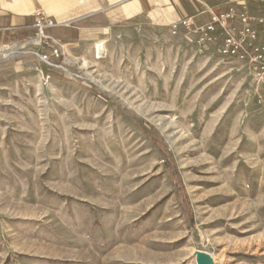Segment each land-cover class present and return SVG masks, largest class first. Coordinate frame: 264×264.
Wrapping results in <instances>:
<instances>
[{"label":"rangeland","instance_id":"1","mask_svg":"<svg viewBox=\"0 0 264 264\" xmlns=\"http://www.w3.org/2000/svg\"><path fill=\"white\" fill-rule=\"evenodd\" d=\"M199 7L0 0V264H264L263 87Z\"/></svg>","mask_w":264,"mask_h":264},{"label":"built area","instance_id":"2","mask_svg":"<svg viewBox=\"0 0 264 264\" xmlns=\"http://www.w3.org/2000/svg\"><path fill=\"white\" fill-rule=\"evenodd\" d=\"M207 16L206 19H200L198 15L183 17L172 23L171 31L195 33L200 44L215 45L223 58L245 62L254 79L263 87L260 99L264 101V0H244L211 8ZM34 26L41 34V44L49 49V54L38 55L49 63L63 50L60 42L44 36L45 30L55 23L38 14Z\"/></svg>","mask_w":264,"mask_h":264},{"label":"crops","instance_id":"3","mask_svg":"<svg viewBox=\"0 0 264 264\" xmlns=\"http://www.w3.org/2000/svg\"><path fill=\"white\" fill-rule=\"evenodd\" d=\"M244 0H204L206 6H208L210 9L211 8H217L219 6L221 7H225L227 4H230V3H238V2H243ZM203 7H199L198 9H196L195 11L191 12V14H187V15H184L182 16L183 17H186V16H191V15H198V17L200 19H206L208 16V13L205 14H200V12H204V10H202ZM205 9H208V8H205ZM4 17L3 19H9L8 16H2ZM22 19V18H21ZM181 19V18H179ZM178 19V20H179ZM23 20H19L18 17L15 18L14 21H9L8 24H18V26H20V23H22Z\"/></svg>","mask_w":264,"mask_h":264},{"label":"bare ground","instance_id":"4","mask_svg":"<svg viewBox=\"0 0 264 264\" xmlns=\"http://www.w3.org/2000/svg\"><path fill=\"white\" fill-rule=\"evenodd\" d=\"M96 48H97V51L102 50L101 45H98V44H97Z\"/></svg>","mask_w":264,"mask_h":264},{"label":"water","instance_id":"5","mask_svg":"<svg viewBox=\"0 0 264 264\" xmlns=\"http://www.w3.org/2000/svg\"><path fill=\"white\" fill-rule=\"evenodd\" d=\"M209 258L208 257H206V262H205V260H204V264H209Z\"/></svg>","mask_w":264,"mask_h":264},{"label":"trees","instance_id":"6","mask_svg":"<svg viewBox=\"0 0 264 264\" xmlns=\"http://www.w3.org/2000/svg\"><path fill=\"white\" fill-rule=\"evenodd\" d=\"M187 207L189 208V206L187 205Z\"/></svg>","mask_w":264,"mask_h":264}]
</instances>
